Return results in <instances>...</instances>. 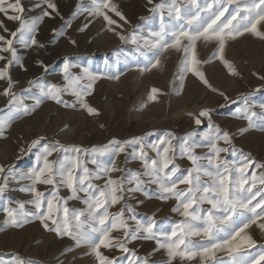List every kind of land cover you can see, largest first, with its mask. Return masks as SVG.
<instances>
[{"label":"rangeland","instance_id":"rangeland-1","mask_svg":"<svg viewBox=\"0 0 264 264\" xmlns=\"http://www.w3.org/2000/svg\"><path fill=\"white\" fill-rule=\"evenodd\" d=\"M133 1L135 2V0H112L128 23L114 13L108 12L116 24L112 25L114 31L109 32L107 39L102 34L103 30L108 29L103 17L89 15V11L84 10H91L93 0H53L59 14L52 13V21L48 26L42 24L47 18L44 17L37 25L35 33L36 40L43 47L37 46V53H33L34 46L25 48L20 44L15 45L20 63L12 64L8 68V77L0 79V118L8 116L11 107L8 104L10 97L2 94L9 86V78L13 82L11 91L16 94L18 100L23 101L24 105L31 108L35 105L37 97L42 102L29 114H25L22 109L11 113L13 118L10 126L5 129L4 135L0 136V166L12 169L5 191L0 193V264H14L17 257L30 260L33 264H96L94 256L86 255L89 252L87 246L75 247V242L69 237H59L54 232L46 231L38 220H30L29 223L18 228L4 226L6 208L16 209L19 207L18 202H27L33 198L29 192L21 191V188L32 183L31 180L21 177L36 167L37 156L43 150L44 144L58 140L66 145L91 148L105 145L113 138L123 141L138 136L143 138L142 143L148 156L155 158V152L148 145L157 143L164 132H171L176 137L183 138L186 133L193 130L197 133L207 132L208 124L211 122L230 134L232 143L237 149L250 153L256 161L264 163V131L252 128L241 133L240 129L248 127V121L240 119V113L237 111L244 106L243 100L240 99L242 93L245 95L251 93L249 102L257 106L253 108L257 113L261 111L259 105L264 104V79H261L264 77V40L246 33L236 40L227 42L225 58L236 67L239 76L230 75L218 58L210 60L217 49L215 42H197V57L202 62L198 67L212 87L224 92L229 98L225 100L224 96L211 91L191 72H182L183 51L169 49L160 56V65L152 68L149 61L154 60V50L144 47L142 39L138 41L139 47L131 40L125 42L119 39L116 33L129 36L135 32L138 36L150 38L151 32L159 30V15L154 16L150 9L161 0H153L152 4H149L148 0H141L137 9L127 10V5ZM167 2L170 3V0ZM198 2L202 3L203 0ZM207 2L211 3L212 0ZM177 3L186 5L187 0H177ZM22 4L26 18L38 17L46 9L43 0H22ZM78 4L81 6V11L73 16ZM64 5L68 7L61 11L60 6ZM47 10L51 12V9ZM167 15L165 9L166 19ZM141 17L149 19L141 20ZM0 21L12 31L18 26L2 14ZM66 21L70 22V26L65 23ZM41 25L46 29L43 31L42 39L38 40L37 36L42 32ZM259 27L264 31V23ZM53 30L57 32L62 30L63 35H54ZM0 34L8 36V33L2 31ZM184 43L186 44L187 41ZM209 60L210 62L205 63ZM65 63L70 65L69 71L73 75H83L84 69H87L98 77L93 84L91 95L86 96L85 99L90 106L98 110L99 115L90 116L70 93H61V103L42 96L41 88L49 85L60 88L65 86ZM3 65L4 61H0V67ZM146 66L149 70L142 71ZM116 74H120L119 80L108 78ZM181 76L184 77L183 80ZM29 81L33 83L29 84ZM88 82L87 79H83L80 83L87 85ZM181 84H183L182 90ZM152 88L160 90L156 101L148 99ZM256 89L260 91H255ZM66 103H76V107H66ZM142 105L144 107H141ZM202 109H209V114L200 118L201 125H196L193 117L187 113L198 114ZM39 137L45 138L39 145L25 152L20 151L27 149L31 142ZM180 142V140L172 141L174 146ZM220 146L227 147L222 142ZM208 151L207 148L195 149L197 155H204ZM132 152V147H126L124 153L113 157L109 152L99 156L98 159L105 164L112 159L115 160L116 167L122 171L110 173L113 178L130 177L132 172H143L141 162L132 157ZM57 155L53 153L49 159H55ZM221 155L230 161L239 158L238 154L222 153ZM83 159L87 167L95 169L96 166L90 162V156L85 155ZM175 164L181 171L192 167L186 157L179 155ZM249 171L251 172L252 169ZM255 171L259 174L264 170L255 169ZM141 178L147 180V177ZM202 180L207 181L208 178L202 176ZM93 183L103 187L104 180H96ZM133 186L134 182L125 184V187ZM36 187L46 194L52 188L51 185L41 184ZM144 187L153 193L150 197L142 192L126 194L132 196L127 198L126 202L133 209V212H125L126 219L132 215L138 220L151 217L156 221L157 228L168 231L173 225L185 219L179 212L172 211L176 206L174 199H158L155 195L156 185L145 183ZM186 187L179 185L180 189ZM59 195L67 200L66 206L70 209L85 207L80 200L67 199L71 193L65 187H60ZM79 195L83 197L84 194L79 193ZM124 203L125 201H121L120 204L110 207L109 212H118ZM197 206L201 210L211 207L207 203L193 205V207ZM25 210L35 209L33 205L25 203ZM260 222L262 221L257 223ZM128 223L134 228L136 221L128 219ZM113 235L122 236V232H114ZM241 235H249L256 242V247L248 249L253 255L264 250V231H261L256 224L245 229ZM187 239L207 245V237L191 236ZM127 246L138 256L148 257L156 247V242L136 239L129 241ZM68 248L73 250L66 252ZM102 251L105 255L120 258V264H127L124 254L120 251L116 249L110 251L102 249ZM216 258L222 260L224 264H232L231 256L226 251H217ZM149 260L152 264H156L166 261L167 255L164 250H160L150 256ZM173 264H214V261L201 260L197 257L191 261L177 259Z\"/></svg>","mask_w":264,"mask_h":264},{"label":"snow or ice","instance_id":"snow-or-ice-1","mask_svg":"<svg viewBox=\"0 0 264 264\" xmlns=\"http://www.w3.org/2000/svg\"><path fill=\"white\" fill-rule=\"evenodd\" d=\"M43 2L46 9L40 16L26 18L22 0H0V14L18 25L12 31L0 21V31L8 33L7 37L0 34V61H4L3 67H0V79L8 77V68L12 64L20 63L16 44L25 48L43 47L35 37L37 25L44 17H50L52 13L59 14L53 0H43ZM148 3L152 4L153 0H148ZM47 9H51V12ZM165 9L168 14L167 19L164 16ZM84 10L89 11V15L102 16L110 31H114L112 25L116 24V21L108 15V12L114 13L128 23L112 0H93L91 10ZM79 11L81 6L78 4L73 16ZM150 11L154 16L159 15L158 31L151 32L150 38L138 36L135 32L129 36L116 33L119 39L125 42L131 40L134 44H138L142 39L144 47L154 50V60L149 61L152 68L160 65V56L169 49L183 51L182 72H191L211 91L218 92L228 100L225 93L213 88L204 73L200 71L198 66L202 62L197 57V42H215L217 49L210 60L218 58L230 75L239 76L236 67L225 58L226 44L246 33L264 40V31L259 27L264 23V0H212L211 3L207 0H203L202 3L198 0H187L186 5L178 4L177 0H170V3L161 0ZM146 19L149 18L141 17V20ZM65 23L70 26V22ZM53 31L54 35H63L62 30ZM69 68L70 65L65 63V86L60 88L49 85L41 88L42 96L61 103V93L67 92L76 98L79 106L90 116L99 115L98 110L90 106L85 99L86 96L91 95L93 84L98 77L87 69H84L83 75H73ZM148 70L147 66L142 69V71ZM108 78L119 80L120 74ZM183 78L181 76V80ZM83 79L89 81L87 85H81ZM32 83L29 81V84ZM8 85L2 94L10 97L8 104L11 107L9 115L0 118V136H3L5 129L10 126L13 118L11 113L22 109L25 114H29L42 102L37 97L35 105L29 108L11 91L13 82L10 78ZM182 88L183 84L181 90ZM159 93V89L152 88L149 101H156ZM250 95L251 93L240 95L244 106L237 110L240 113L239 118L248 121V127L240 129L241 133L252 128L264 131V104L259 105L261 111L257 113L253 110L257 106L249 102ZM65 106L74 108L76 103H66ZM208 114L209 109H202L198 114L187 113L193 117L196 125H201L200 118ZM43 139L45 138L39 137L33 140L27 149L20 151L25 152L36 147ZM142 140L143 138L138 136L123 141L113 138L105 145L91 148L66 145L58 140L44 144L43 150L37 156L36 167L21 177L31 180L32 183L21 188V191L29 192L33 198L27 202H18L19 207L16 209L6 208L4 226L18 228L29 223L30 220H38L46 231L54 232L59 237H69L75 242V247L87 246L89 252L86 255L94 256L96 264H120V258L105 255L102 249L120 251L124 254L127 264H152L149 257L160 250L165 251L167 260L156 264H173L177 259L191 261L197 257L201 260H212L214 264H224L222 260L216 258L217 251H226L231 256L232 264H264V250L253 255L248 249L256 247V242L249 235H241L253 224L264 231V171L259 174L255 171V169L264 170V163L256 161L250 153L237 149L232 143L230 134L211 122L208 124L207 132L197 133L193 130L186 133L183 138H178L171 132H164L157 143L148 145L155 152V158L148 156ZM173 140L181 142L174 146ZM221 142L227 147L220 146ZM126 147L133 148L131 155L141 162L143 172H132L130 177L113 178L110 173L122 169L116 167L114 159L105 164L98 157L109 152L114 157L124 153ZM196 148H207L209 151L204 155H197ZM53 153L58 155L55 159H49ZM222 153L238 154L239 158L230 161L222 157ZM85 155L91 157L90 162L96 166L95 169L86 166L83 159ZM177 155L186 157L192 167L181 171L175 164ZM11 171V167L5 169L0 166V178H2L0 193L5 191ZM202 176L207 177L208 180H202ZM141 177H147V180ZM96 180H104L103 187L94 184L93 181ZM133 182V187H125L126 183L133 184ZM145 183L157 186L155 195L158 199H174L176 206L172 211L179 212L185 218L173 225L170 231L157 228L156 221L151 217L138 220L132 215L128 219L136 221L134 228L130 227L128 219L125 218L126 211L133 212L131 205L126 202V199L132 196L126 194L142 192L148 197L153 194L144 187ZM38 184L51 185V191L47 194L39 191L36 187ZM179 185L187 187L180 189ZM60 187L70 191L71 195L67 199L80 200L85 207L68 208L67 200L59 195ZM79 193H83V197ZM121 201H125L124 206L118 212L110 213L109 208L120 204ZM25 203L33 205L35 210L26 211ZM201 203H207L211 207L207 210H201L198 206L193 207ZM258 221L262 222L257 223ZM114 232H122V236L113 235ZM191 236L207 237V245L187 239ZM136 239L155 240L156 247L148 257L138 256L127 246L129 241ZM72 250L68 248L65 251ZM14 264H33V262L17 257Z\"/></svg>","mask_w":264,"mask_h":264},{"label":"bare ground","instance_id":"bare-ground-1","mask_svg":"<svg viewBox=\"0 0 264 264\" xmlns=\"http://www.w3.org/2000/svg\"><path fill=\"white\" fill-rule=\"evenodd\" d=\"M131 1V0H130ZM141 2V0H135V2L133 1L132 3H129L128 5H127V10H135V9H137L138 7H139V3ZM68 7V5H64V6H60V10L62 11V10H64V8L65 7ZM52 21V17L50 16V17H47L46 18V20L42 23L43 25H46V26H48L49 24H50V22ZM42 26V25H41ZM46 29V27H44V26H42V32L41 33H39V36H37L38 37V40H40V39H42V37L44 36V33H43V31ZM109 32H110V30L109 29H106V30H103L102 31V34H103V36H105L107 39H108V36H109ZM102 36V35H101ZM104 48V47H103ZM32 52L33 53H37V46H34L33 47V49H32ZM165 60H167V58L165 59Z\"/></svg>","mask_w":264,"mask_h":264}]
</instances>
